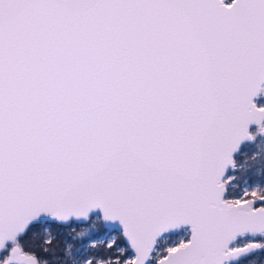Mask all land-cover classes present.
Segmentation results:
<instances>
[{
	"label": "snow or ice",
	"instance_id": "1",
	"mask_svg": "<svg viewBox=\"0 0 264 264\" xmlns=\"http://www.w3.org/2000/svg\"><path fill=\"white\" fill-rule=\"evenodd\" d=\"M0 264H264V0H0Z\"/></svg>",
	"mask_w": 264,
	"mask_h": 264
}]
</instances>
